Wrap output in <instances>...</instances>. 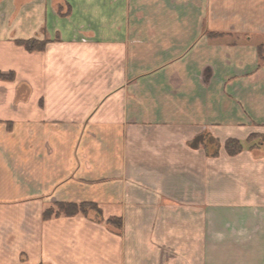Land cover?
Segmentation results:
<instances>
[{
    "label": "crops",
    "instance_id": "obj_1",
    "mask_svg": "<svg viewBox=\"0 0 264 264\" xmlns=\"http://www.w3.org/2000/svg\"><path fill=\"white\" fill-rule=\"evenodd\" d=\"M0 72V264H264V0H0Z\"/></svg>",
    "mask_w": 264,
    "mask_h": 264
},
{
    "label": "trees",
    "instance_id": "obj_2",
    "mask_svg": "<svg viewBox=\"0 0 264 264\" xmlns=\"http://www.w3.org/2000/svg\"><path fill=\"white\" fill-rule=\"evenodd\" d=\"M20 45H23L29 51L43 50L48 44V40L39 41L36 39L32 40H19L17 41ZM14 73L10 72L9 74H4L0 72V79H13ZM189 145L193 148L205 147V149L209 153L216 154L219 151L220 143L217 139H215L210 133L206 132L201 135L196 136L192 141H190ZM226 151L235 155L242 150V144L237 139H229L225 143ZM88 207L92 209L99 208L97 204L93 202H82V203H56L54 206L46 209L44 211L43 217L44 219H48L51 217L58 216H66V217H74L77 215H88L87 210ZM109 220L107 221V223Z\"/></svg>",
    "mask_w": 264,
    "mask_h": 264
},
{
    "label": "rangeland",
    "instance_id": "obj_3",
    "mask_svg": "<svg viewBox=\"0 0 264 264\" xmlns=\"http://www.w3.org/2000/svg\"><path fill=\"white\" fill-rule=\"evenodd\" d=\"M45 40H48V39H45ZM147 67L148 66H142L141 70L143 71L144 70L143 68H147ZM141 86H142V92L144 93V94H142L141 101L147 102V101H149L148 100L149 97H146L148 95H145V93L150 94V92H152V78L151 79L148 78V79L143 80L141 83ZM142 105H144V104H142ZM87 214L93 218H98V219L102 218L103 220H105L104 213H103V210L101 208H96V209L93 208L92 209L91 207H88ZM108 220H109L108 225L113 231L118 232V233H121L122 231H124V229H125L124 224L125 223H124L123 216H121V215L120 216L119 215L109 216L107 218V220H105V221H108Z\"/></svg>",
    "mask_w": 264,
    "mask_h": 264
}]
</instances>
